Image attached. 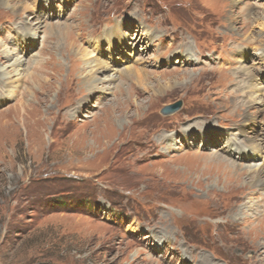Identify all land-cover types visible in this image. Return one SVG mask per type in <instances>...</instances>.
<instances>
[{
  "label": "rangeland",
  "instance_id": "374dc122",
  "mask_svg": "<svg viewBox=\"0 0 264 264\" xmlns=\"http://www.w3.org/2000/svg\"><path fill=\"white\" fill-rule=\"evenodd\" d=\"M6 1L0 264H264V185L210 157L264 169V0Z\"/></svg>",
  "mask_w": 264,
  "mask_h": 264
},
{
  "label": "bare ground",
  "instance_id": "6f19581e",
  "mask_svg": "<svg viewBox=\"0 0 264 264\" xmlns=\"http://www.w3.org/2000/svg\"><path fill=\"white\" fill-rule=\"evenodd\" d=\"M5 3H7V1L6 0H0V6L1 5H3V4H5ZM238 5V4H237ZM259 6V5H258ZM264 7V6H263ZM259 8V7H258ZM258 10V9H257ZM261 10V9H260ZM252 12V11H251ZM257 13V12H256ZM255 14V13H254ZM260 15V20L262 21V22H264V9H262V14H260L259 12H258V15L256 14V16H259ZM258 18V17H257ZM40 20V19H39ZM260 22V21H259ZM264 24V23H263ZM233 25V24H232ZM40 26H42V25H40ZM48 26V25H47ZM50 26V25H49ZM259 26V25H258ZM64 27V26H63ZM39 29V25L37 26V28L35 29V32H37V30ZM55 30V29H54ZM231 30V29H230ZM32 32H34V30H28V32H27V34L28 35H32L31 33ZM65 33V32H64ZM151 33V32H150ZM55 35V34H54ZM122 35H124L123 33H122ZM59 36V35H58ZM61 36V35H60ZM149 39V38H148ZM59 40V39H58ZM67 42V41H66ZM108 44H111L110 42H108ZM107 44V45H108ZM66 47V46H65ZM188 51H190L189 49H188ZM72 52H74L73 50H72ZM180 52V51H179ZM72 54V53H71ZM187 55V54H186ZM261 55V54H260ZM160 57V56H159ZM189 57V56H188ZM157 60V59H156ZM188 60V59H187ZM20 62H21V60H20ZM102 62V61H101ZM18 63V62H17ZM186 63V62H185ZM100 64V63H99ZM95 66V65H94ZM104 68H105V65H104ZM125 69V68H124ZM248 69V68H247ZM250 69V68H249ZM107 70V69H106ZM100 71V70H99ZM119 71V70H118ZM122 72V71H121ZM252 72L254 73V71H245L244 69L242 70V71H240L239 70V73H237L236 74V76H238V77H242V78H244L243 79V81L245 82V84H244V86H245V91L243 92V94H244V96H243V98H242V101L243 102H245V105L247 106L248 105V110H252V112H253V110H256L257 109V107H256V109L254 108L256 105H262L264 102H263V100H261L262 98H261V95L262 94H260V92L262 91V88H261V86H259V85H256V84H253L252 83V80H253V78L254 77H252ZM14 73V72H13ZM96 73V72H95ZM102 73V72H101ZM173 73V72H172ZM118 74V73H117ZM120 74V73H119ZM7 75V74H6ZM120 75H122V78L124 79V80H130V81H135V82H137V83H141V82H143L144 81V79L145 78H147L150 74H147V73H145L144 71H142V70H138V69H133V67H131V68H129V69H126V70H124L123 72H122V74H120ZM174 75V76H173ZM178 75V76H177ZM175 76H177V77H179V79H181V80H184V81H192L193 79L191 78V75H190V73H187V72H174L173 74H171V73H169V74H164L163 75V77H166L168 80H173L172 78H175ZM233 76L235 77V74L233 73ZM256 76V75H255ZM115 78V77H114ZM237 78V77H236ZM2 79V84L3 85H5V83L3 82L4 80H3V78L1 77L0 78V80ZM108 79H109V77H108ZM107 79V80H108ZM104 80V79H103ZM110 80V79H109ZM108 80V81H109ZM99 83V82H101V80H98V78H96V77H93V78H91V81H90V83L92 84H90L92 87L94 86V84H96V83ZM106 82V81H105ZM254 82V81H253ZM258 83V82H257ZM2 86V85H1ZM240 86V85H239ZM12 87V86H11ZM95 87V86H94ZM3 90V89H2ZM8 90V89H7ZM10 90V89H9ZM103 91V90H102ZM106 92V91H105ZM260 94V95H259ZM1 95V94H0ZM1 100V99H0ZM243 105V104H242ZM1 106V105H0ZM235 106H236V104H235ZM2 107V106H1ZM242 109L245 111V109H247L246 107H244V106H242ZM246 112H248L247 110H246ZM249 113H250V111H249ZM255 111L253 112V113H250V116H249V119H248V122L249 123H254V121H256L255 119H254V116H255ZM258 113V112H257ZM256 113V114H257ZM245 123V122H244ZM242 124V123H241ZM245 126V125H244ZM249 127V126H248ZM183 128H185V127H183ZM186 128H187V125H186ZM191 128L192 127H188V129H190L191 130ZM264 130V129H263ZM245 131V130H244ZM262 131V130H261ZM241 133H242V131H240ZM174 135V134H173ZM173 135L171 134V135H168V136H164L162 139H161V142H163V140H164V142L165 141H169V142H171L172 141V139H173ZM251 136L252 137H256V135H255V133H252L251 134ZM258 138V137H257ZM168 139H170V140H168ZM249 140H251V138L249 139ZM255 140V139H254ZM160 141V140H159ZM259 141V140H258ZM168 145H170V147H172V145H171V143L170 144H168ZM234 145V146H233ZM233 145H231V144H224L223 145V148H221L222 150H226V148L228 147L229 148V150H227L228 151V153L229 154H232L233 155V153H231V150H234V148H237V150H240V152L238 153V155H239V158H243L244 156H243V153H242V148H240V147H242L243 146V143H242V141L241 142H235V143H233ZM259 145H260V143H259ZM261 148L262 149H264V142L263 141H261ZM168 148H169V146H167ZM181 147V146H180ZM218 152V151H217ZM259 152V151H258ZM262 153V152H261ZM262 154H264V153H262ZM242 155V156H241ZM210 157H212L213 159H214V161H213V159H212V161L214 162V164H215V166L217 167V170L220 172H222V174L225 176H228V177H226V179H229L230 181V183H232V178L233 177H239L241 174H243V172H247V174H248V172H250V174H255V175H253V177L251 178V180H250V184H246V186L248 187L249 186V188H258V187H262L263 185H264V179H262V174H264V169H261L260 167H255V166H245L244 168L242 167V166H240V164L238 165V164H236L235 162H231V161H228V160H226V159H224V158H222L223 156H219L218 154H216V153H213L212 154V156H210ZM209 158V157H208ZM248 169V171H246ZM227 181V180H226ZM255 191H257L256 189H255ZM264 191V190H263ZM257 192H259V190L257 191ZM260 193V192H259ZM261 196V195H260ZM259 207V206H258ZM261 209V208H260ZM246 214V213H245ZM208 217H209V215H208ZM210 218V217H209ZM208 219V218H207ZM206 223H211V224H213V220H211V219H208V221L206 222ZM214 225V224H213Z\"/></svg>",
  "mask_w": 264,
  "mask_h": 264
},
{
  "label": "water",
  "instance_id": "95a60500",
  "mask_svg": "<svg viewBox=\"0 0 264 264\" xmlns=\"http://www.w3.org/2000/svg\"><path fill=\"white\" fill-rule=\"evenodd\" d=\"M179 108H180L179 103L172 105V106H167V107L162 109L161 114L164 116H168V115L175 113Z\"/></svg>",
  "mask_w": 264,
  "mask_h": 264
}]
</instances>
